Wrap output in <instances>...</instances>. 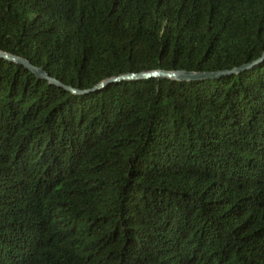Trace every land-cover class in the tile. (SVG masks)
Masks as SVG:
<instances>
[{
    "label": "trees",
    "instance_id": "trees-1",
    "mask_svg": "<svg viewBox=\"0 0 264 264\" xmlns=\"http://www.w3.org/2000/svg\"><path fill=\"white\" fill-rule=\"evenodd\" d=\"M0 51L55 80L0 56V264H264V0H0Z\"/></svg>",
    "mask_w": 264,
    "mask_h": 264
},
{
    "label": "water",
    "instance_id": "water-1",
    "mask_svg": "<svg viewBox=\"0 0 264 264\" xmlns=\"http://www.w3.org/2000/svg\"><path fill=\"white\" fill-rule=\"evenodd\" d=\"M0 56L6 57L7 59L16 62V63H22L26 68H28L30 71L35 73L36 76L40 78L45 79H51V81H55L53 78H49L47 73L42 70L40 67L32 65L28 60H26L23 57H20L15 54L6 53L3 51H0ZM261 57H264V51L262 52ZM248 64H243L238 67H232L230 70H217V71H191V70H185V69H174V70H165V69H152V70H146V71H139L136 73H123L121 75H118L116 77H111L110 79L106 80H115V79H121L126 77H149V76H162L167 77L171 79H193V78H202V77H216L219 74L222 73H234L238 72L244 67H247ZM106 80L100 81L95 87H100L101 84H103ZM57 84L59 82L56 81ZM66 89L75 91L76 89L72 88L71 86H65Z\"/></svg>",
    "mask_w": 264,
    "mask_h": 264
}]
</instances>
